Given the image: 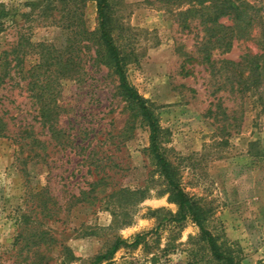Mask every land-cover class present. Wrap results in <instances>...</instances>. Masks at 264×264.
Segmentation results:
<instances>
[{
  "label": "rangeland",
  "instance_id": "obj_1",
  "mask_svg": "<svg viewBox=\"0 0 264 264\" xmlns=\"http://www.w3.org/2000/svg\"><path fill=\"white\" fill-rule=\"evenodd\" d=\"M59 1L0 0V54L22 43L28 68L42 48L63 50ZM109 3L128 81L158 118L181 187L236 262L264 264V74L245 89L225 63L262 55L259 32L223 51L205 43L199 17L187 12L200 7L195 0ZM81 14L94 30L95 4L86 1ZM83 44L80 77L60 80L56 90L61 144L41 127L26 82L13 74L0 90L9 133L26 127L42 144L36 158L0 137V264H96L117 240L126 245L97 264H216L194 223L170 221L177 205L150 154L149 129Z\"/></svg>",
  "mask_w": 264,
  "mask_h": 264
},
{
  "label": "trees",
  "instance_id": "obj_2",
  "mask_svg": "<svg viewBox=\"0 0 264 264\" xmlns=\"http://www.w3.org/2000/svg\"><path fill=\"white\" fill-rule=\"evenodd\" d=\"M86 1L93 2L96 8L97 25L92 31L84 27L81 16V9ZM59 2L63 6L61 9L63 27L68 30L67 46L63 50L42 48L37 62L29 64L28 68L25 63L29 51L22 43H18L10 50L2 51L0 90L13 79V74L26 82V89L31 92V98L36 102L37 117L41 127L46 129L52 140L61 144L66 137L58 126L60 114L56 103L58 82L80 77L82 49L89 48L83 43L90 44L93 48L94 64L104 66L117 77L119 95L126 102L129 110L140 117L149 129L150 154L168 193L177 205V213L169 218L170 221L182 223L189 220L194 223L214 263L239 264L223 248L218 238L205 227L206 211L184 191L174 169L165 157L161 140L163 130L159 120L148 101L128 81L126 58L114 41L109 0H60ZM195 2L200 7L191 6L187 12L199 17L207 36L206 44L229 51L234 40L250 39L252 33L257 30L259 33L255 42L264 49V0H195ZM5 17L6 11L0 6V32L4 28ZM262 62H264V53L262 55L246 53L237 63L225 61L238 70V79L245 85V89H251L252 86L257 88L261 85L260 78L264 74ZM0 137L32 148L33 157H39L38 149L42 144L33 133L26 127H19L15 134L9 133L7 123L2 116H0ZM33 147L37 150L33 151ZM140 239L141 236H137L133 243L137 245ZM122 245H126V242L117 240L109 252L95 258V263L110 258Z\"/></svg>",
  "mask_w": 264,
  "mask_h": 264
}]
</instances>
